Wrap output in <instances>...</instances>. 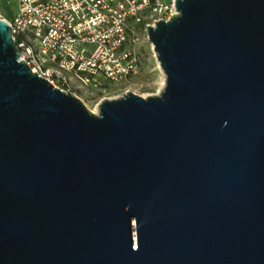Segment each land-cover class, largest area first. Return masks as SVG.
Wrapping results in <instances>:
<instances>
[{
  "label": "water",
  "instance_id": "95a60500",
  "mask_svg": "<svg viewBox=\"0 0 264 264\" xmlns=\"http://www.w3.org/2000/svg\"><path fill=\"white\" fill-rule=\"evenodd\" d=\"M165 80L90 112L0 20V264H264V0H175Z\"/></svg>",
  "mask_w": 264,
  "mask_h": 264
},
{
  "label": "built area",
  "instance_id": "2783aa9c",
  "mask_svg": "<svg viewBox=\"0 0 264 264\" xmlns=\"http://www.w3.org/2000/svg\"><path fill=\"white\" fill-rule=\"evenodd\" d=\"M12 40L31 71L65 93L133 77L139 58L133 28L177 14L175 0H11ZM74 95V94H72Z\"/></svg>",
  "mask_w": 264,
  "mask_h": 264
},
{
  "label": "rangeland",
  "instance_id": "374dc122",
  "mask_svg": "<svg viewBox=\"0 0 264 264\" xmlns=\"http://www.w3.org/2000/svg\"><path fill=\"white\" fill-rule=\"evenodd\" d=\"M16 5L11 0H0V14L10 21ZM144 24H138L133 28L131 37L134 39L132 50L139 58L137 73L128 80L119 83H104L101 87L91 89L82 87L74 80L70 81V91L92 113H98V104L104 99H116L128 92L143 98L159 95L164 87L165 76L156 60L151 42L148 40ZM163 84V85H162Z\"/></svg>",
  "mask_w": 264,
  "mask_h": 264
},
{
  "label": "bare ground",
  "instance_id": "6f19581e",
  "mask_svg": "<svg viewBox=\"0 0 264 264\" xmlns=\"http://www.w3.org/2000/svg\"><path fill=\"white\" fill-rule=\"evenodd\" d=\"M163 85V84H162Z\"/></svg>",
  "mask_w": 264,
  "mask_h": 264
}]
</instances>
